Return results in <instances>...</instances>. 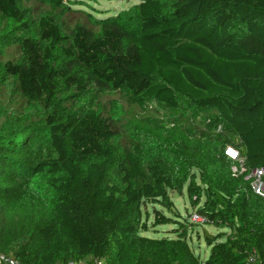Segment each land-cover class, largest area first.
<instances>
[{
	"label": "trees",
	"instance_id": "1",
	"mask_svg": "<svg viewBox=\"0 0 264 264\" xmlns=\"http://www.w3.org/2000/svg\"><path fill=\"white\" fill-rule=\"evenodd\" d=\"M76 5L0 0V45L9 49L0 91L9 90L14 108L43 111L51 148L34 166L22 161L33 114L25 133L0 130V198L10 191L5 180L27 175L51 214L13 260L245 264L252 251L264 258V201L246 178L264 169V0H138L105 18ZM117 91L143 110L152 103L181 117L207 112L210 121L180 122L165 140L134 139L96 104L77 105ZM227 146L239 151L245 173L232 174L239 164ZM184 186L202 225L226 229L205 235L204 262L185 228L171 238L140 234L147 204L154 225L175 221L155 205L173 212L168 191Z\"/></svg>",
	"mask_w": 264,
	"mask_h": 264
},
{
	"label": "rangeland",
	"instance_id": "2",
	"mask_svg": "<svg viewBox=\"0 0 264 264\" xmlns=\"http://www.w3.org/2000/svg\"><path fill=\"white\" fill-rule=\"evenodd\" d=\"M72 1L78 3L75 8H80L81 11L99 18L127 11L138 3V0ZM1 46H4V44L0 45V68L9 52V49L2 51ZM3 78L4 76L0 75V82ZM15 100L10 101L9 90L4 88L0 91V130L5 132V130L12 128H21L19 132L25 133L27 130L25 128L28 127L24 123L30 120L29 114H33L34 120L31 122L33 125L29 128L34 129L30 132V135H34V137L31 139L30 147L22 154L21 158L24 164L34 166L36 163L51 157V148L44 129H42L44 128L43 122L39 119L43 111L37 107H26L25 111L14 108ZM92 104H96L102 113L114 119L126 137L135 133L132 136L134 139L136 137L140 139L152 137L158 141L165 140V137L172 135L169 133L172 128H182L180 122L195 120L200 124L207 125L211 116V114L205 112L201 115L184 114V117H181L178 116L177 111L158 109L152 103L148 105L147 110H143L130 103L127 95L122 91L114 92L100 99L94 97L81 98L77 105L87 107ZM5 184L10 186V191L7 197L0 198V256L13 259L14 250L19 245L37 239V226L49 219L51 214L31 195L27 175L13 176L5 180ZM168 193L173 203V212H169L158 204L155 205V208L163 211L166 216L175 221L154 225L152 223L154 207L152 204H147V209L150 212L148 223L146 230H140V234L151 238H161L163 236L171 238L175 237L177 228L179 230L185 228L192 250L199 260L204 262L210 251V246L205 241V235L216 234L219 231H226V229L216 228L212 225H202L201 222L194 219L197 206L190 203L186 186L183 187L181 193L176 191H168Z\"/></svg>",
	"mask_w": 264,
	"mask_h": 264
},
{
	"label": "built area",
	"instance_id": "3",
	"mask_svg": "<svg viewBox=\"0 0 264 264\" xmlns=\"http://www.w3.org/2000/svg\"><path fill=\"white\" fill-rule=\"evenodd\" d=\"M224 154L239 164L238 166L232 167V174L234 176H238L246 172V169L243 166V158L235 147H225ZM246 178L250 179V186L253 193L261 197L264 201V169H253L249 172ZM194 219L198 222H203V219L197 216V214L194 215ZM0 262L4 264H16L15 260L4 258L2 256H0ZM67 264H103V261L94 260L93 262H89L86 259H76L69 261ZM245 264H264V258H260L256 252L252 251L248 254Z\"/></svg>",
	"mask_w": 264,
	"mask_h": 264
}]
</instances>
